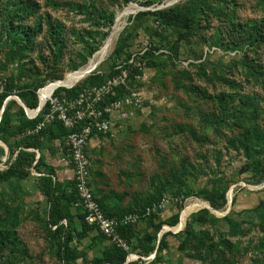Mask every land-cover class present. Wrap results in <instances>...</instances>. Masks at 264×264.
<instances>
[{"label": "rangeland", "instance_id": "1", "mask_svg": "<svg viewBox=\"0 0 264 264\" xmlns=\"http://www.w3.org/2000/svg\"><path fill=\"white\" fill-rule=\"evenodd\" d=\"M24 1L36 5L35 14L12 27H32L37 32L26 51L16 48L15 35L3 25L8 27V23L0 21V80L17 82L19 91L22 84L35 86L95 61L117 16L125 11L128 15L120 22L121 30L108 56L79 83L90 76L104 79L115 62L146 41L158 54L151 56L145 81L140 84L143 108L130 120L117 121L112 134L95 136L89 145L92 182L99 198L118 211L142 209L155 198L165 203L138 225L141 235L158 231L159 241L165 236L168 244L160 252V261L150 264H211L210 259L202 263L192 258L197 252H191L190 247L179 250L178 234L204 210H210L215 219L209 217L207 223L195 225L196 232H209L215 242L226 238L235 245L233 249L222 247V264H253L264 258V224L254 212L264 199V183L250 184L254 177L242 171L244 154L227 144V138L238 134L242 124L252 125L251 119L259 116H251L256 109L264 114V44L228 46L224 35L229 27L226 19L220 18L222 11L235 9L241 21L264 24V3L164 0L146 6L150 0ZM176 5L191 15L193 28L164 29L160 34L153 13ZM142 12L145 16H140ZM51 24L57 26L56 38ZM12 100L22 107L17 98ZM248 100L254 101L255 107H250ZM19 126V121L12 122L11 142L17 141ZM43 137V151L56 155L58 142L49 138V133ZM1 141L0 147L5 148ZM9 157L10 152L0 161V172L7 169ZM38 176L32 172L31 179L14 181V188L0 182V264H63L49 234V202L39 193ZM225 190L226 208L215 210L209 199L219 200ZM73 207L75 216L81 214L78 203ZM177 215L179 223L170 226ZM226 216L241 222L245 233L233 236ZM72 226L81 229L77 220ZM94 234L73 244L85 257L80 264H92L112 243L98 245ZM152 255L156 257V253ZM219 257L218 251L214 258Z\"/></svg>", "mask_w": 264, "mask_h": 264}, {"label": "trees", "instance_id": "2", "mask_svg": "<svg viewBox=\"0 0 264 264\" xmlns=\"http://www.w3.org/2000/svg\"><path fill=\"white\" fill-rule=\"evenodd\" d=\"M161 3L164 0H150L145 2L146 6L153 5L154 3ZM201 1V0H197ZM261 3H264V0H260ZM36 5H28L24 0H0V21L3 23H8V27L5 24V30L7 32L13 33L15 35L14 44L20 52H24L28 47L34 42L37 32L34 28H25L21 26L12 27L16 22H24L28 17H32L35 14ZM146 12L140 13V16H145ZM155 19L158 23V30L161 34L164 29L177 28L178 30H191L193 28L194 22L191 15L188 12H184L182 6L176 5L168 7L164 10H159L153 13ZM220 18H225L226 23L228 24V31L225 33L224 37H227L228 46L233 48H243L244 45H255V44H264V24L263 22L253 23L252 21L243 22L237 17V11L235 9L231 11H222ZM19 20V21H18ZM57 26L50 25L52 35L54 38L57 37V30L54 29ZM158 34V33H157ZM158 34V35H160ZM223 37V38H224ZM225 44V43H223ZM158 55L157 52L149 50L145 59L147 60V65L150 64L151 56ZM131 54L125 55L117 62H115L109 72L107 73L104 79L101 76L93 78L90 76L81 82L79 85L75 86L72 89L59 88L56 92L58 96L65 92V96L70 98L75 96L82 87L88 86H97L104 83L112 75L116 74V66L119 63L127 61ZM74 68V70H76ZM77 71V70H76ZM138 74V69H134L130 76V84L135 85L134 76ZM64 75H53L48 80L43 83L36 84L35 86H30L28 84H22L20 87H24L19 91V86L17 82L6 81V91L0 95V112L10 96H18L23 104L29 109H36L39 106L38 90L45 87L48 83L57 82L62 80ZM97 79H102L97 82ZM119 94L116 98L120 97L124 92V88L119 89ZM250 107H255V103L252 100H248ZM18 107L16 101H8L5 111L3 113L2 120L0 122V140L8 144L10 148V157L9 162H7V169L0 172V182H6L11 185L12 188L17 186L13 182L25 181L31 179L32 171L35 170L41 174L37 177V180H40L39 193L47 197L49 202V211H48V225L49 234L52 239L53 245L56 247V256L63 264H80V260H85L84 255L74 248L73 244L75 242H80L84 239L90 237L94 234L93 240L96 244L101 245L106 241H111L108 246H106L101 254V256L93 259L92 264H145L140 262H127L129 254L133 247L134 250H137L136 253L139 256H149L153 253H156V257L153 260L156 262L160 261V252L168 248V244L165 240V236L159 241L158 234L155 233H145L141 235L138 225L149 219L154 213L149 216H142L140 221L134 225L120 226L118 229V234L122 240H124L129 246L130 250H126L122 246H119L117 243L113 242L109 237L103 234L98 228L90 226L85 218L86 212L83 206L81 205L80 198L77 192L76 180L74 178L70 180H65L60 182L55 180L57 173L55 168L48 163L45 151L42 149L43 135L49 133V138L56 140L59 143L57 144V149H61L62 153H66L64 148L65 139L69 135V130L64 127V125L55 121L50 125H47L41 132L38 134L30 135L28 131L34 130L36 126L43 121L44 114L47 112L45 108L36 119H28L25 110L23 107L19 106L17 111L12 113V109ZM264 113V112H263ZM259 114L257 118H252L251 126L242 124L241 130L238 134H234L232 137L227 138V144L230 145L231 149L237 153H243L246 158V162L242 166L243 173H252L254 181L250 182L252 185H260L264 183V114L258 111L257 109L251 114V116ZM17 120L20 122L19 131H17V141L11 142L13 137L10 129L12 128V122ZM246 120V118L244 119ZM246 123V122H245ZM99 136H108L100 134ZM14 143V144H13ZM35 150H38L40 157ZM87 155H89V146L87 147ZM6 154V149L0 147V161ZM13 160V161H12ZM91 160V158H90ZM92 163V161H91ZM93 175V166L91 167V187L94 192V196L97 201L100 203L104 213L113 219H121L124 216L131 213H141L142 215L148 207H152L153 202H159L158 198L150 200L145 207L139 210H125L118 211L115 210V206H110L107 201L102 197L99 198L96 195L95 188L92 182ZM226 193L222 192L218 197L219 200L215 198H210L211 206L215 210H224L228 203L226 198ZM75 203L79 204L81 207V214L75 216L72 212ZM256 217L260 220L261 225L264 224V199L259 203L257 208L254 209ZM215 217L211 214L210 210H204L202 215H198L193 218L190 224L187 225L186 229L178 234L181 239L179 246L180 251L188 250L190 247L191 252L195 250L197 252L196 256H190L198 261L204 263L208 259L211 260V264H222L221 256L223 253L222 247L225 248H234L235 245L229 240L222 238L221 241L215 242L209 232H196L195 225H203L207 223L208 218ZM79 221L81 223V229H74L72 226L73 222ZM225 220L228 222L230 232L233 236L243 235L245 233L244 228L241 222L233 218L225 217ZM64 221H67L68 224H64ZM179 223V215L173 218L170 226H176ZM158 227V226H157ZM160 227H158V230ZM135 240V242H133ZM159 242V243H158ZM1 243V242H0ZM219 251L220 257L214 258L216 252ZM203 252L206 254L204 255ZM264 253V252H263ZM225 262V261H223ZM231 264H235L231 262ZM253 264H264V258L260 260H254Z\"/></svg>", "mask_w": 264, "mask_h": 264}, {"label": "built area", "instance_id": "3", "mask_svg": "<svg viewBox=\"0 0 264 264\" xmlns=\"http://www.w3.org/2000/svg\"><path fill=\"white\" fill-rule=\"evenodd\" d=\"M150 48L149 41L142 43L140 48L137 47L131 52L132 55L127 61L116 66L115 75H112L100 85L82 87L73 97H66L65 92L58 96L56 92L61 87L70 90L79 85L80 81L71 86H59L46 95L43 94V91L55 84V82L48 83L37 92L42 109L40 111L37 108L26 110L28 119L33 120L47 108L43 121L34 130L28 131L30 135L38 134L56 120L69 130L70 133L65 139L64 148L66 153L63 161L73 170V178L76 180L80 202L86 212L85 220L90 226L98 228L113 242L128 251L130 250L129 246L118 234L119 227L137 224L142 216H149L158 209H163L165 203L159 202L152 207H148L143 215L141 213H131L121 219L108 217L94 196L91 187L92 163L86 150L95 136L112 134L117 121L130 120L135 117L138 110L143 108L144 92L140 89V84L145 81L147 69L145 55ZM134 69H138V74L134 76L135 85H131L130 76ZM120 88H124L125 92L116 98L117 95H120ZM5 91L6 81L0 80V95ZM13 97L19 98L14 95L8 99ZM35 151L38 154L37 158H39V151ZM32 172L34 175H41L35 173L34 170ZM154 259V255L141 257L131 253L127 262L150 264Z\"/></svg>", "mask_w": 264, "mask_h": 264}, {"label": "bare ground", "instance_id": "4", "mask_svg": "<svg viewBox=\"0 0 264 264\" xmlns=\"http://www.w3.org/2000/svg\"><path fill=\"white\" fill-rule=\"evenodd\" d=\"M130 12V11H129ZM128 15V11H125L119 14L116 18V24L113 27L111 34L106 41L105 45L102 47L101 51L98 53V58L95 61H91L85 68L77 70L75 72L69 73L65 76V78L61 81H57L55 84L47 88L43 91V94H48L52 89H55L59 86H71L81 79L85 78L89 73L96 68L99 64H101L105 58L108 56L110 49L112 47L115 36L120 32V22L124 16ZM21 105V104H20ZM29 112H31L29 110ZM32 114V113H31Z\"/></svg>", "mask_w": 264, "mask_h": 264}, {"label": "crops", "instance_id": "5", "mask_svg": "<svg viewBox=\"0 0 264 264\" xmlns=\"http://www.w3.org/2000/svg\"><path fill=\"white\" fill-rule=\"evenodd\" d=\"M23 109L25 110V108H23ZM25 112H26V110H25ZM94 141H95V139H93L90 143H92ZM56 152H57L56 155H51L50 153H45L48 163L51 164L56 170L57 177H55V180H59L60 182H63L65 180L72 179L73 178V170L67 163H65L63 161L64 153H62L61 149H57Z\"/></svg>", "mask_w": 264, "mask_h": 264}, {"label": "water", "instance_id": "6", "mask_svg": "<svg viewBox=\"0 0 264 264\" xmlns=\"http://www.w3.org/2000/svg\"><path fill=\"white\" fill-rule=\"evenodd\" d=\"M90 74H91V73H90ZM55 83H56V82H55ZM11 99H13V98H11ZM11 99H7V100H6V102H5V104H4L3 108H2V110H1V112H0V122H1V120H2L3 113H4V111H5L6 105H7L8 101H10ZM17 99L20 101L21 105L23 106V108H25V110H28V109H29V108H27V107L23 104V102H22L19 98H17ZM41 109H42V104L39 103V106H38L37 110L40 111ZM1 142H2V141H1ZM2 144L5 146V149H6V156L9 155L10 150H9L8 146H7L6 143H4V142H2ZM39 157H40V153H39ZM231 200H232V197H231V195H230V197H229L230 205H231V202H232ZM210 209H211V208H210Z\"/></svg>", "mask_w": 264, "mask_h": 264}]
</instances>
